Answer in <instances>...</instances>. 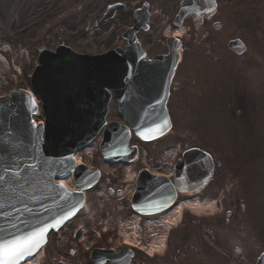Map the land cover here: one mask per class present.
<instances>
[{"label": "rangeland", "instance_id": "374dc122", "mask_svg": "<svg viewBox=\"0 0 264 264\" xmlns=\"http://www.w3.org/2000/svg\"><path fill=\"white\" fill-rule=\"evenodd\" d=\"M125 1L129 11L118 12L104 25L93 26L91 21L87 23L89 26L79 27L87 10L106 0H96L91 5L88 2L89 6L80 12L46 18L41 25L42 14L56 5L57 0H0V94L19 87L30 88L29 75L41 44L54 48L63 38L77 51L88 53L126 45L122 32L130 24L131 5L139 0ZM161 7L160 3L152 1L151 27L138 34L150 56L162 52L166 48L163 39L176 30L166 23ZM219 8L222 13L226 12L219 19L223 23L221 30L213 29V23L208 21L196 25L187 21L177 28L181 30L185 50L173 80L177 90L171 94L168 104L172 131L147 142L133 137L132 143L139 145L140 151L136 165L109 164L99 147L89 146L88 150L81 151L82 161L101 168L103 177L87 192L85 208L61 230L59 237L51 238L37 263L60 264V253L76 248L78 252L70 264H93L87 247L94 243L120 246L124 240L145 241L149 231L143 223H138L135 229L132 227L136 215L130 205L135 175L144 167L141 159L145 157L151 169L168 172L174 153L193 146L208 148L216 156L236 163L237 178L221 179L220 185L226 189L225 193L244 198L246 212L240 217L246 222L244 216L249 212L247 229L256 243L263 244L264 106L254 105L251 95L253 100L262 99L263 103L264 0L257 3L230 0L227 5L220 0ZM75 29L82 30L83 34L74 35ZM234 37L246 43L247 51L243 54L226 49V44ZM211 42L213 45H209ZM13 73L17 76L15 80L11 79ZM108 119L121 120L115 99L110 104ZM121 184L124 186L120 196L109 193L110 187L118 188ZM79 225H83L85 233L76 241L74 234ZM125 226L129 228L123 230ZM158 229L163 230V226ZM53 257L56 263H52Z\"/></svg>", "mask_w": 264, "mask_h": 264}, {"label": "water", "instance_id": "95a60500", "mask_svg": "<svg viewBox=\"0 0 264 264\" xmlns=\"http://www.w3.org/2000/svg\"><path fill=\"white\" fill-rule=\"evenodd\" d=\"M135 31L136 27L125 34L129 39L125 51L114 49L93 56L60 46L56 52L42 53L31 83L43 100L45 138L41 137L43 127L36 128L31 121L37 104L29 92L20 89L0 98V245L26 242L34 233L45 228L48 232L74 216L83 204V193L66 190L54 177H63L74 167L72 153L104 124L101 150L106 158L130 161L135 157L137 148H128L131 133L127 126L105 122L110 91L118 98L126 123L139 137L149 140L170 129L166 102L181 43L171 38L168 55L149 59ZM229 48L240 52L245 47L240 40H233ZM211 166V156L195 148L184 153L173 181L143 170L137 179L133 208L146 214L166 209L179 191L201 185ZM98 175L97 170L78 167L74 173L77 187L91 186ZM45 240L46 235L30 253ZM129 251L94 249L92 258L97 263L111 257L114 264H128ZM260 264H264V254Z\"/></svg>", "mask_w": 264, "mask_h": 264}, {"label": "flooded vegetation", "instance_id": "af4514ba", "mask_svg": "<svg viewBox=\"0 0 264 264\" xmlns=\"http://www.w3.org/2000/svg\"><path fill=\"white\" fill-rule=\"evenodd\" d=\"M159 2L172 4V8H168L172 13L175 8L173 5L180 0ZM220 15L221 12L217 9L204 19L213 21ZM227 169L226 165L216 164L212 178L204 188L182 194L181 197L204 191L215 195L220 189L214 179L215 174L227 176ZM223 201L218 213L212 210L198 219L188 213V218L181 221L172 236L169 235L165 252L151 257L135 252L134 264H256L264 249L254 242L249 230H244L243 224L239 222L238 199L224 195Z\"/></svg>", "mask_w": 264, "mask_h": 264}, {"label": "snow or ice", "instance_id": "6c2138e0", "mask_svg": "<svg viewBox=\"0 0 264 264\" xmlns=\"http://www.w3.org/2000/svg\"><path fill=\"white\" fill-rule=\"evenodd\" d=\"M55 226L53 225V227ZM46 232L47 229L45 228L39 233H34L27 238L26 242L12 241L11 243L5 242L0 245V264H17L18 259L26 251L30 253L31 248L39 244V240L45 237Z\"/></svg>", "mask_w": 264, "mask_h": 264}, {"label": "bare ground", "instance_id": "6f19581e", "mask_svg": "<svg viewBox=\"0 0 264 264\" xmlns=\"http://www.w3.org/2000/svg\"><path fill=\"white\" fill-rule=\"evenodd\" d=\"M175 32V35H181V32H180V30L178 29V30H175L174 31ZM187 206V207H189L190 209H192V210H197V209H200V208H202L204 205H202V203H200V201L198 200V199H194V200H191V201H186V202H184V203H181L180 205H178V206H176L173 210H172V212L170 213V214H168L167 216H165L164 217V219L162 220V222H164L165 223V228H168L169 227V223H173V221H175V220H177V219H179L180 218V216H181V209L184 207V206ZM138 219H136V221L133 223V225H132V227L135 229V228H137V221ZM161 223H160V221L159 222H157V223H155V224H153V223H150V224H148V228H149V231L151 232L152 231V228L153 227H158L157 225H160ZM131 227V226H130ZM129 227H123L122 229L124 230H126V229H128ZM164 237H165V231L163 232V235H162V239H161V241H159L156 245H155V249L156 250H160L161 248H163V239H164ZM39 257H40V255H38L35 259H33V260H31V261H29V262H27V263H25V264H38L37 262H36V260H38L39 259Z\"/></svg>", "mask_w": 264, "mask_h": 264}]
</instances>
